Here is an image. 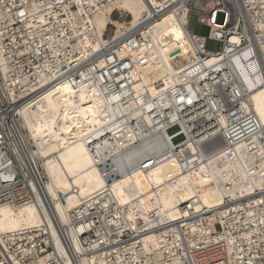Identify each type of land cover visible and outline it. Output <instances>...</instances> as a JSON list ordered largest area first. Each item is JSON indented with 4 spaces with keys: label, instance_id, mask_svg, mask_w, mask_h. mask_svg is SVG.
I'll return each mask as SVG.
<instances>
[{
    "label": "built area",
    "instance_id": "obj_1",
    "mask_svg": "<svg viewBox=\"0 0 264 264\" xmlns=\"http://www.w3.org/2000/svg\"><path fill=\"white\" fill-rule=\"evenodd\" d=\"M124 1L0 0V206L18 209L40 200L49 206L42 164L31 161L23 146L20 111L48 85L68 77L94 83L123 125L146 134L144 145L128 152L127 169L146 168L153 158L172 155L194 168L220 151L233 158L236 147L244 144L249 177L259 180L246 182L237 199L225 194L218 207L195 210L184 204L187 214L174 222L158 212L146 213V219L130 220L122 211L116 217L115 206L96 203L76 213L75 224L87 228L79 235L82 253L72 252L69 226L52 216L63 252L49 228L23 229L0 238V264H82V255L95 257L98 264H264V170L259 169L264 125L254 104L255 94L264 89V0H141L147 12L140 23L118 36L109 23L104 43L91 18L113 7V19L131 20L129 12L118 8ZM194 14L210 28L208 37L190 32ZM169 16L173 28L183 31L171 48L181 51L173 61L172 87L158 81L157 96L144 90L143 104L130 106L138 100L136 70L146 66L149 56L145 52L135 58L134 52L148 44L152 25ZM85 37L96 48L89 42L84 47ZM209 39L221 42V50L208 49ZM85 48L92 50L89 57L82 56ZM73 55L80 58L77 63L69 59ZM212 56L220 61L205 67ZM45 78L49 82L41 83ZM124 91L128 95L115 100ZM135 109L142 114L131 119ZM191 140L197 152L186 148ZM112 165L109 159L108 168ZM120 177L115 172L108 181ZM61 200L65 202L63 196ZM86 237L95 248H89ZM148 237L157 245L147 252Z\"/></svg>",
    "mask_w": 264,
    "mask_h": 264
},
{
    "label": "bare ground",
    "instance_id": "obj_2",
    "mask_svg": "<svg viewBox=\"0 0 264 264\" xmlns=\"http://www.w3.org/2000/svg\"><path fill=\"white\" fill-rule=\"evenodd\" d=\"M118 8L129 12L131 20L113 19V7L103 9L102 13L91 18L95 31L104 43L108 41L104 35L109 23L116 26L118 36L130 25L137 26L147 12L141 0H125ZM182 38L183 31L178 27L173 28L171 16L152 25L148 44L134 52L135 58L143 56L145 52H149V56L146 66H138L136 70V77L141 82L135 86L138 100L130 106L143 104L141 94L144 90L157 96L159 90L155 83L158 81H164L167 88L172 87L170 73L175 71L173 61L181 51L172 52L171 48H175L176 41ZM87 42L96 48L89 37H85L84 47ZM82 54L89 57L92 50L85 48ZM249 54L247 52L245 57ZM75 57L73 55L69 59L77 63L80 58ZM219 61V57L212 56L204 66L210 67ZM48 82L46 78L41 80L43 84ZM123 95H128V91L119 94L115 100H121ZM254 104L264 125V89L255 94ZM141 114L135 109L130 118L136 119ZM145 119L151 123L149 117ZM20 121L27 156L31 161L39 160L44 169V188L49 206L41 200L39 204H28L18 209L1 205L0 238L19 230L45 226L52 232L57 249L63 252L55 228V217L58 223L69 226L66 230L73 240L72 252L82 253L84 245L79 235L87 228L75 224L76 213L82 214L89 206L95 207L96 203L106 209L110 205L115 206L116 217L122 211L123 216L130 220H135L137 216L146 219V213L158 212L167 222H174L187 214L188 209L181 208L184 204H189L195 210L203 206L218 207L223 204L225 194L237 199V192L243 189L246 182L259 180L249 177L251 165L244 144L236 147L233 158L220 151L206 160H200L194 168L188 165L184 167L172 155L171 158H153V164L146 168L127 169L131 162L128 152L144 145L146 134H137L131 127L123 125L122 119L117 118L94 83H78L70 77L53 82L31 99L21 109ZM165 137L168 138V135ZM185 146L197 152L192 140L187 141ZM109 159L113 160L115 167L112 165L108 168ZM261 159L259 169L264 170V155H261ZM115 172L121 177L110 183L108 179ZM118 220L112 221L115 223ZM86 241L90 249L96 247L90 242V237H86ZM151 245H157L154 238L144 240L147 252L151 251ZM80 260L82 264H98L95 257L82 255Z\"/></svg>",
    "mask_w": 264,
    "mask_h": 264
},
{
    "label": "rangeland",
    "instance_id": "obj_3",
    "mask_svg": "<svg viewBox=\"0 0 264 264\" xmlns=\"http://www.w3.org/2000/svg\"><path fill=\"white\" fill-rule=\"evenodd\" d=\"M189 30L191 33L193 34H198L201 36H205L208 37L209 36V32H210V28L203 23H200L197 19L196 14L192 15L190 18V23H189ZM222 47V43L209 39L207 41V48L213 51H219L221 50ZM176 131V130H175ZM174 132L173 130L171 131V133ZM179 139V140H178ZM182 140V137L177 138L175 141V143L179 142Z\"/></svg>",
    "mask_w": 264,
    "mask_h": 264
},
{
    "label": "snow or ice",
    "instance_id": "obj_4",
    "mask_svg": "<svg viewBox=\"0 0 264 264\" xmlns=\"http://www.w3.org/2000/svg\"><path fill=\"white\" fill-rule=\"evenodd\" d=\"M65 88H67V85H65Z\"/></svg>",
    "mask_w": 264,
    "mask_h": 264
}]
</instances>
